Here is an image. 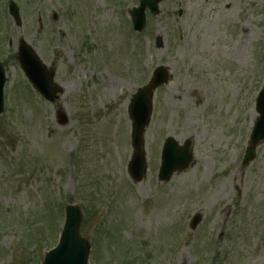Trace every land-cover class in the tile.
I'll return each mask as SVG.
<instances>
[{"label":"rangeland","instance_id":"rangeland-1","mask_svg":"<svg viewBox=\"0 0 264 264\" xmlns=\"http://www.w3.org/2000/svg\"><path fill=\"white\" fill-rule=\"evenodd\" d=\"M8 1L0 264H41L69 204L84 214L90 264H264V143L243 164L264 86V0H162L142 35L129 13L140 0H12L20 27ZM21 40L55 73V103L30 90L15 58ZM161 66L173 77L154 94L148 170L135 184L129 107ZM167 138L189 140L193 162L160 184Z\"/></svg>","mask_w":264,"mask_h":264},{"label":"water","instance_id":"water-1","mask_svg":"<svg viewBox=\"0 0 264 264\" xmlns=\"http://www.w3.org/2000/svg\"><path fill=\"white\" fill-rule=\"evenodd\" d=\"M160 0H141L139 8L134 9L132 21L137 32L144 31L146 27V8L157 16L159 14L158 3ZM10 13L16 24L21 25L19 8L13 2L10 3ZM156 45L159 49L164 47L162 37H158ZM17 58L29 78L30 82L48 101H55L57 95L63 92L62 88L54 84V74L49 72L42 64L32 48L24 41L20 42ZM171 73L168 69L158 68L154 78L144 89H141L134 97L130 106V117L133 121L132 144L134 155L129 165V173L136 183H140L147 169L146 154L144 151L143 135L148 127L152 114L153 92L163 84L171 80ZM6 83L5 72L0 64V114L4 110V86ZM256 111L259 114L254 125L250 146L244 157V164H249L256 157L257 147L264 142V88L260 91L256 100ZM64 123L67 122L63 117ZM193 160L190 141H186L183 147H179L174 139H168L162 154V165L159 173V181L167 183L174 173L186 169ZM201 216L197 215L192 223V229L200 223ZM82 214L78 207L67 208V220L61 234L60 242L56 248L48 252L43 264H88L90 256V245L80 233Z\"/></svg>","mask_w":264,"mask_h":264}]
</instances>
